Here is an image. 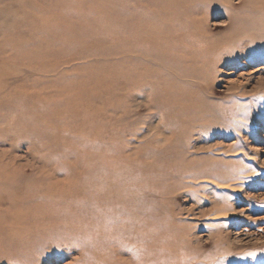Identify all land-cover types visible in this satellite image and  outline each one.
I'll use <instances>...</instances> for the list:
<instances>
[{
    "label": "rangeland",
    "instance_id": "obj_1",
    "mask_svg": "<svg viewBox=\"0 0 264 264\" xmlns=\"http://www.w3.org/2000/svg\"><path fill=\"white\" fill-rule=\"evenodd\" d=\"M262 25L264 0H0V264H264Z\"/></svg>",
    "mask_w": 264,
    "mask_h": 264
},
{
    "label": "bare ground",
    "instance_id": "obj_2",
    "mask_svg": "<svg viewBox=\"0 0 264 264\" xmlns=\"http://www.w3.org/2000/svg\"><path fill=\"white\" fill-rule=\"evenodd\" d=\"M256 30H258L257 33H260V34L262 33L264 35V25H262L260 29H256ZM146 55H149L150 61H152V62H155L157 60V58H158L156 55H154V52H151L150 54H146ZM207 172H204V173L199 174L198 177H200L202 179H207L208 181H210V182L214 183L215 185H217L219 187H222L224 189H234V191L235 190L238 191L240 189L239 184H240V180H242L241 179V175H244L243 173H235V172H232L231 174H228V175H211V174H208ZM245 174H247V173H245ZM105 188H107V189L103 193H100L99 195H101L103 197L104 196L110 197V199H111L110 203L111 202L117 203L116 197H113V194H110V193L111 192H116V191H122L123 192L122 187L120 185H118V184H114L113 183V185L107 184V187H105ZM99 204L100 205H103L101 203H99ZM227 208H229V207H227ZM117 211H119V210H117ZM117 211L116 212L113 211V212H115L116 214L117 213L119 214V212H117ZM231 214H232V212L229 209H227V210H223L222 212L215 213L213 215V217H215L214 218L215 220L227 219L229 216H231ZM77 231L80 232V233H75L74 234L75 236H78L79 234L81 235L83 233L82 231H79L78 229H77ZM89 251L90 250L88 249V252ZM131 260L133 261L132 258L130 260H124L121 257H118L117 260L111 261L109 264H135V262H132ZM74 264H76V263H74ZM141 264H144V263H141Z\"/></svg>",
    "mask_w": 264,
    "mask_h": 264
},
{
    "label": "snow or ice",
    "instance_id": "obj_3",
    "mask_svg": "<svg viewBox=\"0 0 264 264\" xmlns=\"http://www.w3.org/2000/svg\"><path fill=\"white\" fill-rule=\"evenodd\" d=\"M259 175V173H257ZM254 258V257H253Z\"/></svg>",
    "mask_w": 264,
    "mask_h": 264
}]
</instances>
